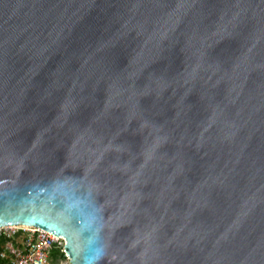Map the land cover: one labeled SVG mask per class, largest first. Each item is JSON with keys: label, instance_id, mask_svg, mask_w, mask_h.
Wrapping results in <instances>:
<instances>
[{"label": "water", "instance_id": "obj_1", "mask_svg": "<svg viewBox=\"0 0 264 264\" xmlns=\"http://www.w3.org/2000/svg\"><path fill=\"white\" fill-rule=\"evenodd\" d=\"M70 264H264V0H0V228Z\"/></svg>", "mask_w": 264, "mask_h": 264}, {"label": "built area", "instance_id": "obj_2", "mask_svg": "<svg viewBox=\"0 0 264 264\" xmlns=\"http://www.w3.org/2000/svg\"><path fill=\"white\" fill-rule=\"evenodd\" d=\"M0 242V261L4 264H49L54 250L66 254L64 237L34 226L1 227Z\"/></svg>", "mask_w": 264, "mask_h": 264}, {"label": "rangeland", "instance_id": "obj_3", "mask_svg": "<svg viewBox=\"0 0 264 264\" xmlns=\"http://www.w3.org/2000/svg\"><path fill=\"white\" fill-rule=\"evenodd\" d=\"M1 242H0V247H1ZM65 256L61 255V250H54L50 259L49 264H70V260L67 257L66 254Z\"/></svg>", "mask_w": 264, "mask_h": 264}, {"label": "trees", "instance_id": "obj_4", "mask_svg": "<svg viewBox=\"0 0 264 264\" xmlns=\"http://www.w3.org/2000/svg\"><path fill=\"white\" fill-rule=\"evenodd\" d=\"M61 255L65 256L64 253L61 252ZM0 264H4L2 261H0Z\"/></svg>", "mask_w": 264, "mask_h": 264}]
</instances>
